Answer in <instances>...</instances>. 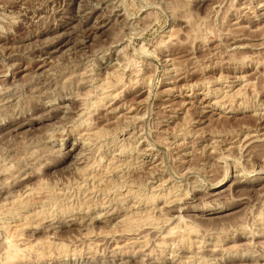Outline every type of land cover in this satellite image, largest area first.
Masks as SVG:
<instances>
[{
    "label": "rangeland",
    "instance_id": "rangeland-1",
    "mask_svg": "<svg viewBox=\"0 0 264 264\" xmlns=\"http://www.w3.org/2000/svg\"><path fill=\"white\" fill-rule=\"evenodd\" d=\"M263 42L264 0H0V264H264Z\"/></svg>",
    "mask_w": 264,
    "mask_h": 264
},
{
    "label": "bare ground",
    "instance_id": "bare-ground-1",
    "mask_svg": "<svg viewBox=\"0 0 264 264\" xmlns=\"http://www.w3.org/2000/svg\"><path fill=\"white\" fill-rule=\"evenodd\" d=\"M263 43H264V42H263ZM124 66H125V65H124ZM130 82H131V81H130ZM111 97H112V96H111ZM68 100H69V98H68ZM71 102H72V101H71ZM39 105H40V104H39ZM39 105H38V106H39ZM42 106H43V105H42ZM35 108H38V107H35ZM30 110H31V109H30ZM32 113H33V112H32ZM21 116H23V115H21ZM21 118H22V117H21ZM18 119H19V118H18ZM16 127H17V126H16ZM161 153H162V152H161ZM62 154H63V153H62ZM225 162H226V161H225ZM107 174H108V173H107ZM131 174H132V173H131ZM184 174H185V173H184ZM105 175H106V174H105ZM129 175H130V174H129ZM132 176H133V174H132ZM132 176H130V177L132 178ZM28 177H29V176H28ZM122 177H123V176H122ZM66 178H67V177H66ZM120 179H121V178H120ZM13 180H14V179H13ZM131 180H133V179H131ZM133 181H134V180H133ZM131 182H132V181H131ZM99 183H100V182H99ZM118 183H119V182H118ZM122 183H123V182H122ZM112 184H113V183H112ZM110 185H111V183H110ZM122 186H123V185H122ZM132 186H133V185H132ZM17 187H18V186H17ZM101 187H102V186H101ZM108 187H109V186H108ZM97 189H98V188H97ZM118 189H119V188H118ZM118 189H117V190H118ZM121 189H122V188H121ZM44 190H45V189H44ZM44 190H43V191H44ZM49 190H50V189H49ZM137 190H138V189H137ZM43 191H42V192H43ZM53 191H54V190H53ZM65 191H66V190H65ZM86 191H87V190H86ZM39 192H40V191H39ZM57 192H58V191H57ZM137 194H138V193H137ZM132 195H133V194H132ZM44 196H45V195H44ZM52 196H53V195H52ZM26 197H27V196H26ZM41 197H42V196H41ZM138 197H139V196H138ZM31 199H32V198H31ZM31 199H30V200H31ZM38 199H39V198H38ZM242 199H243V198H242ZM242 199H241V200H242ZM83 201H84V200H83ZM109 201H110V200H109ZM9 202H10V201H9ZM30 202H31V201H30ZM49 202H50V201H49ZM78 202H79V201H78ZM81 202H82V201H81ZM98 202H99V201H98ZM237 202H238V201H237ZM239 202H240V201H239ZM239 202H238V203H239ZM241 202H242V201H241ZM241 202H240V203H241ZM2 203H3V202H2ZM26 203H27V202H26ZM28 203H29V202H28ZM28 203H27V204H24V205H23V204H22V205H19V206H21V207H19V206H17V205H15V206H17V208L19 207V208H25V209H26L27 207L29 208V206L31 205L30 203H29V204H28ZM87 204H88V203H87ZM9 205H10V204H9ZM75 205H76V204H75ZM31 206H32V205H31ZM64 206H65V205H64ZM7 207H8V206H7ZM13 207H14V206H13ZM56 207H57V206H56ZM17 208H16V209H17ZM56 209H57V208H56ZM169 209H170V208H169ZM174 209H175V208H174ZM14 210H15V209H14ZM34 210H35V209H34ZM209 210H210V209H209ZM206 211H207V210H206ZM210 211H211V210H210ZM0 212H1V211H0ZM17 212H18V211H17ZM42 212H43V211H42ZM46 212H47V211H45V214H46ZM64 212H65V211H64ZM61 213H62V212H61ZM12 214H13V213H12ZM23 214H24V213H23ZM41 214H44V213H41ZM41 214H40V215H41ZM134 214H135V213H134ZM3 215H4V214H3ZM47 215H48V213H47ZM20 216H21V215H20ZM37 216H39V215L37 214ZM41 216H42V215H41ZM146 216H147V215H146ZM5 217H6V216H5ZM27 217H28V216H27ZM34 217H35V215H34ZM45 217H46V215L43 216V219H45ZM3 218H4V217H3ZM25 218H26V217H25ZM32 218H33V217H32ZM39 218H40V216H39ZM47 218H48V217H46V219H47ZM140 218H141V217H140ZM16 219H17V218H16ZM29 219L31 220L30 217H29ZM29 219H25L26 221L23 222V224L21 223V225H25V226H24L25 229H29V227H30V229H31V226H29V225H32V224H30V223H34V222H32V221H29ZM37 219H38V217H37ZM41 219H42V217H41ZM33 220H36V219H33ZM145 220H146V219H145ZM145 220H144V221H145ZM40 221H41V220H39V221L37 220L38 223H40ZM42 221H43V220H42ZM134 221H135V220H134ZM144 221H142V222H144ZM136 222H137V221H136ZM35 223H36V222H35ZM38 223H37V224H38ZM41 223H42V222H41ZM41 223H40V224H41ZM134 223H135V222H134ZM137 223H138V222H137ZM137 223H135V224H137ZM125 224H126V223H125ZM139 224H140V225H139V227H140V226H141V223H139ZM145 224H146V223H145ZM163 224H164V223H163ZM4 225H5V224H4ZM19 225H20V224H19ZM33 225H34V224H33ZM106 225H107V224H106ZM133 225H134V224H133L132 222L127 223V225H126V226H127V229H124V230H127V231L133 230V229H131V228H134V227H135V225H134V226H133ZM143 225H144V224H143ZM143 225H142V226H143ZM148 225H149V224H148ZM150 225H151V224H150ZM150 225H149V226H150ZM159 225H160V224H159ZM13 226H14V225H13ZM16 226H17V225H16ZM144 226H147V225H144ZM17 227H18V226H17ZM19 227H22V226H19ZM105 227H106V226H105ZM105 227H104V228H105ZM122 227H123V226H122ZM136 227H137V225H136ZM136 227H135V228H136ZM147 227H148V226H147ZM151 227H155V226H151ZM151 227H150V228H151ZM13 228H14V227H13ZM33 228H34V227H33ZM35 228H36V227H35ZM37 228H38V227H37ZM104 228L102 227V229H104ZM125 228H126V227H125ZM135 228H134V229H135ZM155 228H156V227H155ZM161 228H162V226H161ZM20 229H21V228H20ZM22 229H24V228H22ZM22 229H21V230H22ZM64 229H65V228H64ZM67 229H68V228H67ZM117 229H118V228H117ZM129 229H130V230H129ZM137 229H138V228H137ZM139 229H140V228H139ZM141 229H142V228H141ZM148 229H149V228H148ZM152 229H153V228H152ZM34 230L36 231L37 229H34ZM69 230H70V229H69ZM91 230H92V229H91ZM105 230H107V231L109 232V229H104L103 232H104L105 234L107 233V231L105 232ZM110 230H111V229H110ZM119 230H120V229H119ZM135 230H136V229H135ZM135 230H134V231H135ZM143 230H145V228H143ZM146 230H147V229H146ZM149 230L151 231V229H149ZM149 230H148V231H149ZM155 230H156V229H155ZM9 231H10V230H9ZM38 231H39V230H38ZM61 231H62V230H61ZM61 231H60V232H61ZM72 231H73V230H72ZM101 231H102V230H101ZM136 231H138V230H136ZM148 231H147V232H148ZM150 231H149V233H151L153 230H152L151 232H150ZM169 231H170V229H169ZM4 232H5V231H4ZM11 232H13V231H11ZM14 232H15V231H14ZM62 232H63V231H62ZM68 232H71V231H67V232L64 231V234L66 235V233H68ZM112 232H113V231H112ZM115 232H118V231H115ZM115 232H114V233H115ZM124 232H126V231H124ZM138 232H139V231H138ZM138 232H136V233L138 234ZM142 232H143V231H142ZM144 232H145V231H144ZM147 232H146V234H147ZM71 233H72V232H71ZM71 233H70V234H71ZM91 233H92V232H91ZM101 233H102V232H101ZM104 233H103V235H104ZM109 233H111V232H109ZM118 233L120 234V231H119ZM118 233H117V234H118ZM127 233L130 234V232H127ZM131 233H133V232L131 231ZM140 233H141V231H140ZM168 233H169V232H168ZM187 233H188V232H187ZM252 233H253V232H252ZM15 234H16V232H15ZM22 234H23V233H22ZM61 234H62V233H61ZM68 234H69V233H68ZM111 234H112V233H111ZM111 234H109V235H111ZM119 234H118V235H119ZM124 234H125V233H124ZM124 234H123V236H126V235H124ZM128 234H127V236H128ZM133 234H134V233H133ZM171 234H173L172 231H171ZM171 234L169 233V235H171ZM182 234H183V233H182ZM237 234H238V233H237ZM5 235H6V234H5ZM9 235H10V234H9ZM9 235H6V237L9 236ZM103 235L100 234V236H102V237H101L102 239H103ZM107 235H108V233H107L105 236H107ZM115 235H116V233H115ZM121 235H122V234H121ZM130 235L133 236L132 234H130ZM135 235H136V234H135ZM138 235H139V234H138ZM138 235H137V236H138ZM148 235H150V234H148ZM154 235H155V233H154ZM175 235H177V234H175ZM238 235H239V234H238ZM10 236H11V235H10ZM16 236H17V234H16ZM56 236H57V235H56ZM56 236H55V237H56ZM59 236H62V235H59ZM68 236H71V235H68ZM72 236H73V235H72ZM98 236H99V234H98ZM113 236H114V234H113ZM116 236H117V235H116ZM152 236H153V234H152ZM166 236H168L167 233H166ZM4 237H5V236H4ZM46 237H47V236H46ZM64 237H65V236L63 235V238H64ZM107 237H110V236H107ZM111 237H112V236H111ZM117 237H118V236H117ZM117 237H116V238H117ZM120 237H122V236H119V239H120ZM175 237H176V236H175ZM238 237H240V236H238ZM2 238H3V237H2ZM57 238H58V237H57ZM63 238H62V239H63ZM98 238H99V237H98ZM101 238H100V239H101ZM132 238H133V237H132ZM132 238H129V239H132ZM135 238H136V236H135ZM165 238H167V237H165ZM178 238H179V237H178ZM189 238H190V237H189ZM11 239H12V237H11ZM34 239H35V238H34ZM59 239H60V238H59ZM62 239H61V240H62ZM67 239H69V238H67ZM105 239H107V238L105 237ZM109 239H110V238H108L107 240H109ZM114 239H115V238H114ZM121 239H123V238H121ZM133 239H134V238H133ZM170 239H171V238H170ZM172 239H173V238H172ZM185 239H186V238H185ZM50 240H51V239H50ZM98 240H99V239H98ZM123 240H124V239H123ZM36 241H37V240H36ZM103 241H104V240H103ZM120 241H121V240H120ZM127 241H130V240L127 239ZM163 241H164V240H163ZM205 241H206V240H205ZM18 242H19V241H18ZM98 242H101V241H98ZM105 242H107V241L105 240ZM108 242H109V241H108ZM110 242H111V240H110ZM117 242H118V239H117ZM181 242H182V241H181ZM184 242H185V241H184ZM189 242H190V241H189ZM189 242L186 241V243H189ZM10 243H11V242H10ZM13 243H14V242H13ZM114 243H115V241H114ZM157 243H158V242H157ZM157 243H156V244H157ZM186 243H185V244H186ZM38 244H39V243H38ZM103 244H104V243H103ZM183 244H184V243H183ZM185 244H184V246L186 247ZM187 245H188V244H187ZM202 245H203V244H202ZM3 246H4V245H3ZM9 246H10V245H9ZM9 246H8V247H9ZM19 246H20V245H19ZM11 247H12V245H11ZM13 247H14V246H13ZM182 247H183V246H182ZM6 248H7V247H6ZM15 248H16V246H15ZM30 248H32V247H30ZM40 248H41V246H40ZM180 248H181V247H180ZM183 248H184V247H183ZM4 249H5V248H4ZM21 249H22V248H21ZM21 249H20V250H21ZM33 249H34V248H33ZM41 249H43V248H41ZM41 249H40V250H41ZM45 249H46V248H45ZM181 249H182V248H181ZM1 250H2V249H1ZM14 250H16V249H14ZM29 250H30V249H29ZM43 250H44V249H43ZM187 250H189V249H187ZM187 250H186V248L184 249V251H187ZM7 251H8V249H7ZM260 251H261V250H260ZM260 251H259V252H255V253H256V254H259ZM8 252H9V256H7L6 259L9 260V258H10V260H12V258L14 259V257H15L14 260H16V256H17V254H16V253L12 254L13 252L10 253V251H8ZM26 252H27V251H25V253H26ZM42 252H43V251H42ZM42 252H41V255H38V256L35 255V257H34V254H32L33 258H35V259H37V258H42V257L44 256V255H42V254L45 253V252H44V253H42ZM46 252H47V251H46ZM107 252H108V251H107ZM3 253H4V252H3ZM6 253H7V252H6ZM35 253H36V252H35ZM122 253H123V252H122ZM125 253H126V252H125ZM131 253H132V252H131ZM159 253H161V252H159ZM159 253H158V254H159ZM253 253H254V252H253ZM253 253H252V254H253ZM255 253H254L253 255H255V259H257L260 255H256ZM39 254H40V253H39ZM127 254H130V253H127ZM149 254H150V253H149ZM149 254H148V255H149ZM261 254H262V253H261ZM121 255H122V254H121ZM144 255H146V254H144ZM20 256H21V255H20ZM22 256H24V255L22 254ZM28 256H30V255H28ZM28 256H27V257H28ZM39 256H40V257H39ZM41 256H42V257H41ZM103 256H104V255H103ZM123 256H124V255H123ZM127 256H131V255H127ZM146 256H147V255H146ZM158 256H160V255H158ZM251 256H252V255L245 254V255H243V257H242V255L235 254V253L233 254V253H232V254H228V255H226V256H225L223 259H221V260H218V259H217V260L219 261V264H226L227 261H231V260H235V259H240V260H242V259H249V258H251ZM1 257H2V256H1ZM5 257H6V256H5ZM8 257H9V258H8ZM30 257H31V256H30ZM151 257L153 258V256H151ZM156 257H157V256L155 255V259H158V258H156ZM161 257H162V256H161ZM195 257H196V256H195ZM17 258H18V257H17ZM149 258H150V257H149ZM165 258H166V257H165ZM253 258H254V257H253ZM25 259H26V258H25ZM28 259H29V258H28ZM91 259H92V258H91ZM146 259H147V258H146ZM153 259H154V258H153ZM166 259H167V258H166ZM171 259H172V258H171ZM177 259H178V258H177ZM214 259H215V258H214ZM17 260H18V259H17ZM33 260H34V259H33ZM144 260H145V259H144ZM149 260H150V259H149ZM163 260H164V259H163ZM257 260H258V259H257ZM23 261H24V260H23ZM141 261H142V259H141ZM157 261H158V260H157ZM160 261H161V260H160ZM166 261H167V260H166ZM174 261H175V260H174ZM7 262H8V261H7ZM13 262H15V261H13ZM13 262H11V263H13ZM21 262H22V260H21ZM28 262H29V261H28ZM37 262H38V260H37ZM137 262H138V261H137ZM142 262H144V261H142ZM148 262H149V261H148ZM151 262H152V261H151ZM164 262H165V261H164ZM9 263H10V261H9ZM11 263H10V264H11ZM16 263H17V262H16ZM135 263H136V261H135ZM135 263H134V264H135ZM140 263H141V262H140ZM140 263H139V264H140ZM216 263H217V262H216ZM239 263H240V262H239ZM7 264H8V263H7ZM148 264H149V263H148ZM155 264H158V262L155 263ZM171 264H172V263H171Z\"/></svg>",
    "mask_w": 264,
    "mask_h": 264
}]
</instances>
